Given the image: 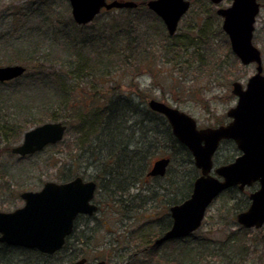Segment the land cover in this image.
Listing matches in <instances>:
<instances>
[{
	"label": "rangeland",
	"instance_id": "1",
	"mask_svg": "<svg viewBox=\"0 0 264 264\" xmlns=\"http://www.w3.org/2000/svg\"><path fill=\"white\" fill-rule=\"evenodd\" d=\"M134 1L146 6L147 0ZM229 2L223 0L219 6H228ZM258 2L260 9L252 42L261 52L264 73V0ZM144 6L101 12L91 22L79 25L72 19L68 0H0V66H29L27 76L18 82L6 85L0 82V102L8 103L1 113L9 120L14 119L13 131L0 135V211L21 207L22 191L39 190L46 181L65 182L63 178L70 173L67 168L72 163L73 173L68 180L76 176L92 180L89 178L94 174L92 158L87 157L82 147L84 139L79 133L82 129L77 124L79 113L87 111L85 103L104 106L109 100L132 96L134 103L148 107V100L154 98L186 112L198 127H214L229 121L226 112L237 100L231 92V83L239 81L245 85L255 72V64L243 65L232 53L221 28L222 17L215 13L217 6L209 0H190V8L173 35ZM118 24L128 30L127 42L122 40L123 34L116 35L122 37L121 47L127 49L124 54L119 45L116 50L112 47L114 32H120L112 25ZM108 48L118 52L105 54ZM81 54L85 59L96 60L97 56L104 59V68L72 73ZM25 59L32 62L26 63ZM62 94L66 96V104L58 102ZM27 97H33L36 105L26 113ZM11 98L21 100L23 106H12ZM53 121L66 125L62 140L24 157L10 151L21 142L24 131ZM139 130L128 133L141 138ZM147 138L157 139L149 131ZM232 144L233 141L221 142L216 165L238 155ZM167 147L164 141L155 142L156 150L147 169L155 159L171 156ZM178 162H181L179 155L172 162L170 159L166 179L176 172L179 179L189 177V167ZM144 178L136 190H130L131 194L141 193L142 198L141 202L133 200L130 212H120L106 195L98 192L93 201L99 208L92 219L77 217V231L87 224L91 230L86 233L93 235L84 248L87 264L100 259L109 264H264V224L260 228H244L236 221L240 210L235 206L242 204L240 200L256 188L254 185L243 191L233 187L222 192L207 208L197 230L129 260L132 252L144 246L142 238L137 237L141 231L147 232L152 227L156 231V225L168 214L167 191L150 180L141 182ZM149 187L155 194L147 192ZM153 214L160 217L150 224ZM52 263L59 264L56 260Z\"/></svg>",
	"mask_w": 264,
	"mask_h": 264
},
{
	"label": "water",
	"instance_id": "2",
	"mask_svg": "<svg viewBox=\"0 0 264 264\" xmlns=\"http://www.w3.org/2000/svg\"><path fill=\"white\" fill-rule=\"evenodd\" d=\"M219 4L222 0H210ZM72 19L79 25L93 20L101 9L135 8L134 0H68ZM146 6L163 22L169 35L177 29L181 17L190 8V0H147ZM258 0H232L227 7H218L221 28L227 35L232 53L241 64H255V72L245 85L231 83L237 100L226 115L229 121L218 126L197 127L195 119L184 111L151 98L148 107L163 115L172 134L191 153L199 170L189 196L169 207L170 227L155 240L160 243L188 235L200 227L206 210L224 190H243L257 183L248 195L246 209L236 214V221L245 228H260L264 224V73L260 50L252 37ZM26 70L21 64L0 66V82L20 77ZM66 125L60 121L44 122L23 133L19 144L10 151L19 156L33 154L49 144L60 141ZM222 140H232L238 150L233 160L215 166L213 156ZM169 157L154 160L147 175L164 176ZM96 183L76 176L65 182L46 181L39 190L22 191L23 205L12 211H0V242L12 246L36 249L52 254L59 250L73 229L78 215H93ZM85 258L72 264H84ZM96 264H108L98 260Z\"/></svg>",
	"mask_w": 264,
	"mask_h": 264
},
{
	"label": "trees",
	"instance_id": "3",
	"mask_svg": "<svg viewBox=\"0 0 264 264\" xmlns=\"http://www.w3.org/2000/svg\"><path fill=\"white\" fill-rule=\"evenodd\" d=\"M143 6L144 4H138L134 9H138ZM144 7L146 8V6ZM112 10H115V8L102 10L101 12L108 13ZM120 10L126 9L122 8ZM114 25H112V27L116 30H120V32H114L112 41H115V45L112 47L115 46L116 50V46L119 45L120 50H122V53L124 54L125 51L127 52V49H125L126 47H121L120 41L122 37H117L116 35H127V27L123 24H118L117 27ZM73 27L75 26L73 25ZM122 40L127 42L128 37L125 36V39ZM71 44L74 45L73 41ZM107 52L109 54H116L118 51L113 52L111 48H108L105 54ZM97 57L98 59L92 60L88 57V59L83 58L82 54L79 55L78 62L75 63L76 66H74L71 72L76 73L78 71L83 72L86 70V72L89 73V70L96 68H98V70H102L104 68V59L99 58V56ZM25 60L26 63L32 62V59ZM84 60L86 61L83 62ZM28 70L29 66L26 67V71L23 75L6 82H2V84H10L13 81L18 82L20 79L27 76ZM41 94H44V92H41ZM44 97L45 95L40 98ZM31 98L32 99L27 97L29 103H24L26 106L24 107L26 113L29 112V110H33L34 105H36V103L33 105V97ZM0 99L2 98L0 97ZM9 100H12V106H16L17 108H21L23 106L21 100L17 101L14 98ZM46 100H49L48 98L45 99V102H50ZM58 100L57 101L59 103L62 102L63 104H66L65 95H60ZM3 105L4 107H7L8 103L5 101L0 102V135H3V133L4 135H7L8 132L13 131L14 119L12 118L13 120H9L5 114L1 113V111H3ZM85 106L87 111L79 113L77 124L81 125L80 129H82L79 130L81 138L84 139L82 147H84L87 157L92 158L91 164L94 168V174L90 175L89 178L94 180L97 184L95 194L101 192L106 195L108 199H110V201L117 207V210H121L120 212H130L133 209V200L140 199L141 202L142 199L141 193L131 194L130 190H136L138 188H136V186H139L140 179L145 177L141 182L150 180L151 182L157 183L158 187L163 191H167V196L169 195L166 199L167 206L180 203L188 197L191 192L192 183L198 175V170L193 164L191 153L172 134L169 124L162 115L150 110L143 103H134L132 96L118 97L117 100L113 101L109 100L104 106L97 104L94 106H87L86 103ZM15 124L17 123L15 122ZM146 126L149 127L147 128ZM133 129V133L136 132L137 129H140L138 133H140L141 138L136 139V137H132L133 133H128ZM148 131L156 136L157 139H148ZM137 136H139V134ZM158 136L161 138H158ZM160 141H164L166 145L169 146L167 149H169L170 153H168L171 155V162L177 158V155H179L181 162L178 163H180L181 166L184 165L185 167H189L190 172L188 178H177V172L173 176H169L167 179V176L147 177L146 173L149 169H147V165L149 163V159L154 155L156 150L153 146H155V142L160 144ZM231 146L234 151H237L234 143ZM216 156L217 152L213 157L215 165L217 160ZM226 160H228V158L225 159L223 163H226ZM71 167L74 168L73 163L68 166L67 169L70 173L68 172L69 174L63 178L64 181L68 180L73 173L70 169ZM140 190L142 191V188H140ZM150 190L151 189L149 187L147 192L155 194V192ZM239 193L243 194V192ZM240 201L242 204L238 206L236 205L235 208L241 211L248 205L247 195L244 200L241 199ZM82 217L85 219H92V217ZM82 217L80 215L78 219ZM152 218L156 219L157 217L155 214L150 215V224L157 222V220H153ZM163 218L162 223L156 225V231H152V227L147 229V232L141 231V234L137 236L142 238L143 245L151 241L152 237H155L156 234H160L163 230L169 227L171 222L170 217L168 215H164ZM87 230H91V227L87 226V224L86 228L84 226L78 231L75 226L73 232L66 237L63 247L51 255L41 253L35 249L11 246L0 242V264H53L52 261L54 260H56L59 264H71L73 261L81 257H86L84 248L90 244V241L93 238L92 233H86ZM132 257L131 253V255H129V260H131ZM135 258L133 257V259Z\"/></svg>",
	"mask_w": 264,
	"mask_h": 264
},
{
	"label": "flooded vegetation",
	"instance_id": "4",
	"mask_svg": "<svg viewBox=\"0 0 264 264\" xmlns=\"http://www.w3.org/2000/svg\"><path fill=\"white\" fill-rule=\"evenodd\" d=\"M223 1V0H222ZM221 1V2H222ZM209 2L211 3V4H213V5H216L217 7H216V10H217V8L218 7H223V6H219V4L217 5V4H214V3H212L210 0H209ZM231 2H232V0H230V2H229V5L231 4ZM228 5V6H229ZM225 7H227V6H225ZM216 10H215V13H216V15L217 16H219L218 14H217V12H216ZM224 140H222L221 142H223ZM221 142H220V144H221ZM219 149V148H218ZM147 177H149V176H147ZM156 177V176H155ZM246 189V188H245ZM244 190V189H243ZM247 198H248V195H247ZM171 206V205H170ZM99 208V207H98ZM165 215H166V213H165ZM169 217H170V215H169V207H168V214H167ZM81 216H85V215H81ZM79 217V216H78ZM86 217H88V216H86ZM160 217V216H159ZM159 217H157L156 219L155 218H152L153 220H159ZM76 221H77V218L75 219V222H74V228H75V223H76ZM170 221H171V217H170ZM172 222V221H171ZM171 222H170V225H171ZM170 225H169V227H170ZM168 227V228H169ZM86 228V227H85ZM168 228H166L165 230H163L160 234H157L158 236H156V237H154V238H152V240L151 241H149L147 244H145L144 246H142V247H140V248H138V249H136L134 252H132V256L133 257H136V255H138L140 252H144V251H153L154 249H156L159 245H161L162 243H164V242H166V241H170V240H174V239H182V238H184V237H178V238H171V239H168V240H164V241H162V242H160V243H155V240L157 239V238H159ZM82 258V257H81ZM85 258V262H84V264H87V257H84ZM98 261V260H97ZM96 261V262H97Z\"/></svg>",
	"mask_w": 264,
	"mask_h": 264
},
{
	"label": "bare ground",
	"instance_id": "5",
	"mask_svg": "<svg viewBox=\"0 0 264 264\" xmlns=\"http://www.w3.org/2000/svg\"><path fill=\"white\" fill-rule=\"evenodd\" d=\"M81 177V176H80ZM96 264V263H95Z\"/></svg>",
	"mask_w": 264,
	"mask_h": 264
}]
</instances>
